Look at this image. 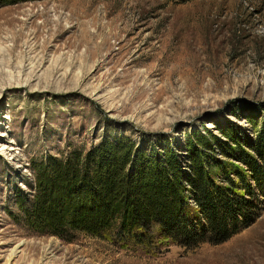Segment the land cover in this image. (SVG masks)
<instances>
[{"label": "rangeland", "instance_id": "obj_1", "mask_svg": "<svg viewBox=\"0 0 264 264\" xmlns=\"http://www.w3.org/2000/svg\"><path fill=\"white\" fill-rule=\"evenodd\" d=\"M263 127L264 0H0V264H264L261 187L246 194L255 221L219 244L182 246L157 226L65 240L29 229L21 207L34 159L122 136L187 163L193 136L215 134V181L252 180L219 142L233 129L256 158Z\"/></svg>", "mask_w": 264, "mask_h": 264}, {"label": "trees", "instance_id": "obj_2", "mask_svg": "<svg viewBox=\"0 0 264 264\" xmlns=\"http://www.w3.org/2000/svg\"><path fill=\"white\" fill-rule=\"evenodd\" d=\"M232 130L224 132L228 140L219 142L221 153H241L252 180L241 172L237 180L225 175L229 186L215 181L210 171L221 165L215 134L211 139L193 136L196 144L188 149L187 163L169 148L156 154L122 136L34 159V194L28 205L21 203L24 222L34 232L65 240L78 232L101 236L111 229L142 240L157 226L182 246L225 242L258 216L246 194L264 190V127L251 147L256 158Z\"/></svg>", "mask_w": 264, "mask_h": 264}, {"label": "bare ground", "instance_id": "obj_3", "mask_svg": "<svg viewBox=\"0 0 264 264\" xmlns=\"http://www.w3.org/2000/svg\"><path fill=\"white\" fill-rule=\"evenodd\" d=\"M30 67V66H29ZM5 150H14L12 147H7V145H2L1 147V151H5ZM20 246V245H19ZM19 246L15 247V249L13 250L11 257L13 256H17L18 255V250H19Z\"/></svg>", "mask_w": 264, "mask_h": 264}]
</instances>
